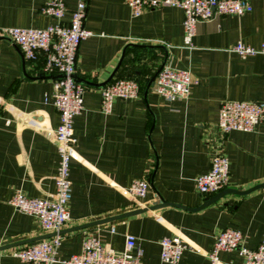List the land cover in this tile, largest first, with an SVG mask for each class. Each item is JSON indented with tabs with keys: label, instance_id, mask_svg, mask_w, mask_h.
Returning <instances> with one entry per match:
<instances>
[{
	"label": "crops",
	"instance_id": "obj_1",
	"mask_svg": "<svg viewBox=\"0 0 264 264\" xmlns=\"http://www.w3.org/2000/svg\"><path fill=\"white\" fill-rule=\"evenodd\" d=\"M48 1L0 0V29L55 25L41 12ZM63 1L62 24H68L77 0ZM243 1L249 13L198 23L193 48L187 49L181 9L149 10L133 18L124 0H88L83 27L92 36L76 56L75 79L85 92L84 110L73 123L70 220L59 233L54 264L80 253L87 235L119 252L126 236H133L141 264H165L159 245L165 237H180L188 247L177 264H207L205 253L224 229L239 232L248 249L264 241V188L225 193L194 210L217 194L201 196L193 184L215 152L228 163L223 190L264 184V119L249 133L223 136L215 126L222 101L264 102V54L240 59L231 51L237 42L255 50L264 45V0ZM165 66L189 71L195 84L188 99L168 102L155 94L154 84L148 88ZM113 73L109 82L133 79L140 93L132 100L115 99L104 115L100 85ZM54 78L42 73L41 58L27 62L16 45L0 38V247L52 234L9 200L17 192L49 198L55 191L59 157L49 136L59 124L52 105ZM139 180L148 182L147 194L133 200L127 189ZM137 210L141 213L121 217ZM110 218L115 219L85 226ZM36 242L1 250L0 264H26L9 252ZM240 263L234 251L218 253V264Z\"/></svg>",
	"mask_w": 264,
	"mask_h": 264
},
{
	"label": "built area",
	"instance_id": "obj_2",
	"mask_svg": "<svg viewBox=\"0 0 264 264\" xmlns=\"http://www.w3.org/2000/svg\"><path fill=\"white\" fill-rule=\"evenodd\" d=\"M133 18L145 11L163 8H178L183 11V44L192 49L196 25L214 16H242L251 11L243 0H124ZM88 0H77L68 24H62L66 9L63 0H50L41 9L42 14L56 21L44 29L5 28L0 37L16 45L27 62L41 58L42 73L54 76L52 105L59 116V124L49 136L56 145L59 157L54 177L55 191L49 198H29L17 192L9 200L16 211L34 217L43 232L54 234L51 238L28 246L12 249L9 256L26 264H54L61 243L60 231L69 222L68 204L72 197L69 177L75 138L73 123L84 110L85 87L75 79L77 50L82 41L92 36L83 27ZM231 51L240 59L256 53L264 54V45L258 50L237 42ZM195 82L188 70L162 67L154 81V92L165 101L186 100L190 87ZM140 88L133 79H117L100 88L101 106L104 115L111 112L115 99L132 100L139 96ZM264 119V102L222 101L217 110L216 129L221 135L232 131L249 133ZM227 159L215 152L206 173L194 178L197 194L212 196L227 185ZM149 184L145 180L134 181L127 189L133 200L143 199ZM113 233L114 230L112 229ZM160 260L165 264H177L187 245L180 237H165L160 243ZM234 251L241 258L240 264H264V241L254 249L242 245L239 232L224 229L215 237L211 249L205 253L207 264H218V253ZM142 251L136 247L135 238L126 236L123 251L105 249L100 241L87 235L82 241L81 252L61 260V264H141Z\"/></svg>",
	"mask_w": 264,
	"mask_h": 264
},
{
	"label": "water",
	"instance_id": "obj_3",
	"mask_svg": "<svg viewBox=\"0 0 264 264\" xmlns=\"http://www.w3.org/2000/svg\"><path fill=\"white\" fill-rule=\"evenodd\" d=\"M2 39H7V38H4V37H0ZM162 68V67H161ZM160 68V69H161ZM159 69V70H160ZM117 70V69H116ZM158 70V71H159ZM115 73V71H114ZM114 73L111 74V77L105 82L103 83L102 85H100L101 87L105 86L111 79L112 77L114 76ZM158 73V72H157ZM157 73L152 77V79L150 80V83L148 85V88L154 84V81H155V78H156V75ZM259 188H264V184H260V185H256L246 191H233V190H222L220 192H218L216 195H214L212 198H205L203 200V203L196 209L194 210H198V209H201L202 207L206 206L207 204L209 203H212L214 200H216L218 197H220L221 195L225 194V193H233V194H237V195H245L255 189H259ZM160 206H165V205H160ZM138 213H141V211L137 210V211H132L130 213H126L124 215H122L121 217H127V216H131V215H134V214H138ZM118 218V217H116ZM115 218H110V219H106V220H102V221H98V222H95V223H92V224H89V225H85V226H90V225H97V224H102V223H105V222H110V221H113ZM80 228V227H79ZM82 228V227H81ZM54 234H50V235H45L43 237H39V238H36V239H30V240H27V241H23V242H19V243H15V244H11V245H7V246H3V247H0V251L1 250H5V249H9V248H13V247H16V246H19V245H23V244H28V243H31V242H35V241H39V240H43V239H46V238H50L51 236H53Z\"/></svg>",
	"mask_w": 264,
	"mask_h": 264
}]
</instances>
